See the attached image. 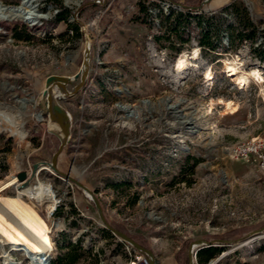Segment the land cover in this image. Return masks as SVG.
Returning <instances> with one entry per match:
<instances>
[{"label":"rangeland","instance_id":"rangeland-1","mask_svg":"<svg viewBox=\"0 0 264 264\" xmlns=\"http://www.w3.org/2000/svg\"><path fill=\"white\" fill-rule=\"evenodd\" d=\"M0 1L23 10L0 36V184L25 173L24 182L37 177L55 192L45 218L50 264L66 243L85 251L77 264H144L104 228L94 198L106 221L146 239L157 264H190L191 255L198 264L194 254L206 243L221 250L210 261L225 254L216 264H264V168L226 150L253 139L264 145V101L255 82L240 89L225 73L230 62L264 73V0H181L191 10L166 0ZM203 28L213 49L199 43ZM193 50L196 66L177 72L178 57ZM49 86L52 106L69 110L70 140L56 166L63 175L49 167L61 144L48 132L56 127ZM29 202L43 212V203ZM26 246L10 252L0 243V254L32 264Z\"/></svg>","mask_w":264,"mask_h":264},{"label":"bare ground","instance_id":"bare-ground-1","mask_svg":"<svg viewBox=\"0 0 264 264\" xmlns=\"http://www.w3.org/2000/svg\"><path fill=\"white\" fill-rule=\"evenodd\" d=\"M23 1L24 0H19V5L22 4ZM29 1L30 0L26 3ZM64 1L67 6L77 5L78 3L74 0ZM22 11L21 7L11 5L6 6L0 1V36L7 34L10 25L22 16ZM32 28H39V23L36 22L35 19L32 20ZM197 59V50H193L189 55L182 54L177 59L175 65L176 71L181 73L189 66L195 67V61ZM225 73H227L228 77L234 80L235 84L240 89L247 86L250 80L255 82L260 88L264 101V73L259 69L255 68L250 71H242L239 69L237 63L230 62L225 64ZM205 78L208 81L213 79L211 73H207ZM56 90L57 93L55 96L60 98L61 92H59L58 89ZM218 103L223 104L225 110L228 112L236 111L232 102L225 103L222 100H218ZM120 109L127 114L128 118L135 116V111L128 106L122 105ZM170 109L174 110L175 108L171 107ZM1 114L2 113L0 112V115ZM39 167H41V165ZM40 169L46 168L42 167ZM25 179H27V175L25 176ZM24 180L20 181L16 175L11 176L5 182L0 184V195L9 189L16 192L15 196L0 198V243L2 245L3 243L9 244L11 246L10 252H12L14 251V246L26 242L28 244L26 247H29L30 249L29 251H26L25 254L30 255L29 258L32 264H48V260L52 258V249L48 243V238L52 234V231L49 228L46 219H52V213L56 209L57 204L56 194L53 192L49 184L41 182L37 177L29 182H24ZM33 200L45 205L42 213L29 204L31 203L29 201ZM51 225L53 229H59L60 227V224L56 222ZM0 258L3 259L4 264H13L10 255L7 253L3 252L2 255L0 254ZM215 261L216 260L211 261V264H216L217 262ZM130 264L134 263L132 262Z\"/></svg>","mask_w":264,"mask_h":264},{"label":"water","instance_id":"water-1","mask_svg":"<svg viewBox=\"0 0 264 264\" xmlns=\"http://www.w3.org/2000/svg\"><path fill=\"white\" fill-rule=\"evenodd\" d=\"M207 1L208 0H206L205 2H207ZM84 65L86 66V62ZM60 79L61 78H59V77H50L47 79V82L48 83L57 82V81H60ZM64 82H66V80H64ZM58 85L62 86V84H59V83H58ZM51 87L52 86H49L47 89V96L49 97V101L47 104V106H48V117L50 118V120L53 122V124L56 127L49 129L48 132L50 134L54 135L57 139H59L61 141V144L59 145L57 151L53 154L51 162L49 164V167L54 172H56L60 175H63L57 171L56 166H57V160H58L60 153L62 152L65 144L70 140V130H69L70 124L67 122V115H66L65 111L62 110L58 105L52 106V96L50 95ZM25 176H26L25 173H18L17 174V178L20 181H23L25 179ZM67 179L70 180L71 182H73L79 188H81L86 194L92 195L91 191L88 188H86L85 186L81 185L78 181H75L69 177H67ZM93 201H94L96 208L99 211V218H100V221L103 224L104 228L107 229L109 232H111L112 235H114L115 237H117L118 239H120L121 241L126 243L128 246L132 247L136 252L143 255L147 264H156L155 256H154L153 252L151 250H146V249L140 247L137 243L132 241L126 235H124V234H122L116 230H113L109 226L107 221L105 220L103 214L101 213V208H100V205H99V202L97 201V199L94 198ZM219 242L223 243V244L227 243L226 241H219ZM206 245L207 246L204 248L216 247L213 243H206ZM198 251L194 254V256L197 255ZM223 256H225V254L221 253L220 257L217 258L215 262L219 261ZM48 264H50V259L48 260ZM190 264H193V262L191 260V256H190ZM208 264H211V261H209Z\"/></svg>","mask_w":264,"mask_h":264},{"label":"trees","instance_id":"trees-1","mask_svg":"<svg viewBox=\"0 0 264 264\" xmlns=\"http://www.w3.org/2000/svg\"><path fill=\"white\" fill-rule=\"evenodd\" d=\"M168 1L170 4L175 5V6H180L184 9L187 10H191V9H195V8H190V7H186L183 4H181V0H166ZM198 8V7H197ZM200 8V7H199ZM62 12H64L65 14H67V11L65 9H61ZM192 12V11H190ZM188 18H192L190 14L186 15ZM182 17V14H177L176 15V19L179 21L180 18ZM65 18V17H64ZM63 18V20H64ZM195 19L198 21V26L201 27L202 25H204V22L199 18V17H195ZM178 21L176 24V27H173L172 32L178 36ZM180 22V21H179ZM208 27V25H206ZM209 28V27H208ZM204 29L201 32V37L199 39V43L203 46H209L212 49L214 48L212 46V43L210 42V31L209 29ZM238 38L240 40L243 39H247V40H252L253 39V34L250 35H246L243 36L241 33H238ZM107 223L109 224V226L113 229L116 230L124 235H126L128 238H130L132 241H134L135 243H137L140 247L146 249V250H151L149 244L147 243L146 239L140 235V234H132L130 233L123 225L116 223L114 221H107ZM60 249H64L67 250L65 253L60 254L56 260L53 262V264H77V262L79 261V259L81 258L82 254H85V251H83L80 247L79 244H70V243H66V245L63 248ZM221 250L214 248V247H208V248H203L201 250L198 251L197 253V260H198V264H208L209 261L211 259H213L216 255L220 254Z\"/></svg>","mask_w":264,"mask_h":264},{"label":"built area","instance_id":"built-area-1","mask_svg":"<svg viewBox=\"0 0 264 264\" xmlns=\"http://www.w3.org/2000/svg\"><path fill=\"white\" fill-rule=\"evenodd\" d=\"M226 150L234 159H243L246 161L254 160L264 168V145L257 139H253L248 143ZM143 263L147 264L145 259H143Z\"/></svg>","mask_w":264,"mask_h":264},{"label":"crops","instance_id":"crops-1","mask_svg":"<svg viewBox=\"0 0 264 264\" xmlns=\"http://www.w3.org/2000/svg\"><path fill=\"white\" fill-rule=\"evenodd\" d=\"M226 103V102H225ZM223 105V104H222ZM224 106V105H223ZM65 112H69V110L66 108V106L64 105V106H60ZM224 108H225V106H224ZM235 112V111H234ZM234 112H229V113H234ZM156 264H157V262H156Z\"/></svg>","mask_w":264,"mask_h":264}]
</instances>
